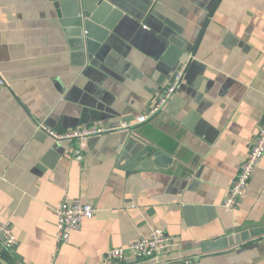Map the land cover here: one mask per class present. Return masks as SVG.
<instances>
[{
	"label": "crops",
	"instance_id": "obj_1",
	"mask_svg": "<svg viewBox=\"0 0 264 264\" xmlns=\"http://www.w3.org/2000/svg\"><path fill=\"white\" fill-rule=\"evenodd\" d=\"M57 1L0 0V224L17 240L0 249V264H264V158L238 206L222 205L264 122V0H155L141 22L117 25L97 67L72 60ZM183 66L167 106L138 123ZM39 123L105 133L75 161L76 143L51 139ZM133 135L170 163L134 160L144 144ZM63 199L95 214L57 246ZM154 229L179 248L104 261ZM249 229L263 232L203 250Z\"/></svg>",
	"mask_w": 264,
	"mask_h": 264
},
{
	"label": "built area",
	"instance_id": "obj_2",
	"mask_svg": "<svg viewBox=\"0 0 264 264\" xmlns=\"http://www.w3.org/2000/svg\"><path fill=\"white\" fill-rule=\"evenodd\" d=\"M185 66L178 71L171 82L165 86L156 103L147 113L137 118L138 123H143L162 111L173 98L175 91L179 87ZM6 85L4 79L0 77V87ZM36 129L55 141L75 142L76 146L72 150L75 161H82L87 141L90 137L105 133V129L99 126H83L61 131L48 128L45 124L39 123ZM264 158V122L259 127L253 146L245 156L240 165L237 177L231 182L227 195L223 201V208L233 211L244 195L245 189L257 163ZM95 209L89 203L80 200L67 201L63 199L54 209L55 215V243L64 244L68 241L71 233L80 229L83 221L93 218ZM17 244L16 237L7 223L0 224V249L11 250ZM179 241L176 237L166 234L161 229H154L147 237L140 238L123 247L112 248L104 255V261H121L127 257L134 258H155L169 251L179 248ZM182 264H194V261L185 259Z\"/></svg>",
	"mask_w": 264,
	"mask_h": 264
},
{
	"label": "water",
	"instance_id": "obj_3",
	"mask_svg": "<svg viewBox=\"0 0 264 264\" xmlns=\"http://www.w3.org/2000/svg\"><path fill=\"white\" fill-rule=\"evenodd\" d=\"M155 0H60L55 9L65 37V43L72 60L79 67L99 66L105 62L106 44L111 42L110 35L120 22L133 19L141 22L154 11ZM135 140L144 144L132 158L139 160L146 155L154 165L165 167L170 163L169 157L148 145L137 136ZM146 162V161H145ZM263 229H249L229 235L203 246L204 251L226 249L242 243L250 237L260 234Z\"/></svg>",
	"mask_w": 264,
	"mask_h": 264
}]
</instances>
